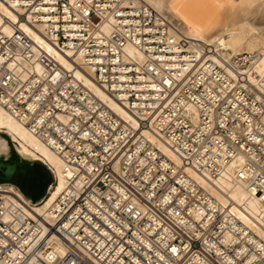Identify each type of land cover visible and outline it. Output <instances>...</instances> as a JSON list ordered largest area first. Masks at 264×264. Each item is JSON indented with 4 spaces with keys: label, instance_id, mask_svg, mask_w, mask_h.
Returning <instances> with one entry per match:
<instances>
[{
    "label": "built area",
    "instance_id": "obj_1",
    "mask_svg": "<svg viewBox=\"0 0 264 264\" xmlns=\"http://www.w3.org/2000/svg\"><path fill=\"white\" fill-rule=\"evenodd\" d=\"M0 2L17 16L0 24V108L58 156L65 177L41 215L40 204L0 188V264H264L262 52L193 48L140 0ZM186 170L241 185L256 218L237 215L230 197L221 204Z\"/></svg>",
    "mask_w": 264,
    "mask_h": 264
},
{
    "label": "bare ground",
    "instance_id": "obj_2",
    "mask_svg": "<svg viewBox=\"0 0 264 264\" xmlns=\"http://www.w3.org/2000/svg\"><path fill=\"white\" fill-rule=\"evenodd\" d=\"M181 1L183 0H140L163 15L170 23L173 35L177 38L185 37L193 48L197 44L209 46L212 54L218 53L224 58L244 53L262 52L263 56L258 62L256 72L264 75V7H261L262 4H256L258 3L256 0H226V6L221 12L222 19L216 23L208 20L209 18H205L202 14L199 15L201 18L183 14L179 7ZM3 18L12 22L17 21V16L0 2V24ZM6 25L3 24L4 31L9 32V27ZM178 27L183 31H179ZM22 28L33 40L40 42L41 38L36 32L28 30L24 26ZM45 48L52 52L48 46L45 45ZM127 51L132 56L136 55L131 48H128ZM136 56L141 58L138 54ZM57 59L63 68L70 69L71 66L66 60L58 55ZM76 76L83 80L84 84L119 118L131 126L137 127V122L131 118L127 111L111 100L103 90L95 86L87 75L76 72ZM142 132L162 153L179 164L178 158L161 140L147 129H143ZM35 162L40 163V166L42 165L51 175L54 186L48 189L49 192L43 190L45 188L43 185L44 175L40 171L39 165L33 164ZM45 166H49L52 173ZM7 167H12V172L4 180L2 169ZM186 171L221 204L225 205L228 201L227 197H230L233 200L231 205L237 215L242 214L240 210L242 208L251 217L256 218L260 208L255 199L251 198L241 185L231 184L224 180L216 182L215 186L210 185L192 170ZM0 184H4L0 185V188L5 192H14L31 200L34 198L35 200L32 201L40 204L34 207L40 215L47 210L65 187L63 165L58 156L38 138L30 134L21 123L6 114L2 108H0ZM4 186L6 188H3ZM15 186L21 189V193L15 191ZM47 193L48 197H46ZM248 219L251 221L250 218Z\"/></svg>",
    "mask_w": 264,
    "mask_h": 264
},
{
    "label": "rangeland",
    "instance_id": "obj_3",
    "mask_svg": "<svg viewBox=\"0 0 264 264\" xmlns=\"http://www.w3.org/2000/svg\"><path fill=\"white\" fill-rule=\"evenodd\" d=\"M262 1L259 2L258 0H256V2H258L256 4H260V5L262 4L261 7L263 8L264 3H262ZM225 3L226 0H183L181 1L179 7L180 10H182L183 14L187 16H192L194 18H201V16L199 15L202 14V16H205V18L206 17L207 19L209 18L208 20H211L212 22H216V21L218 22L219 20L222 19L221 12L223 8H225L226 6ZM186 7H188V9H186ZM178 29L181 32L183 31L181 30L180 27H178ZM257 48L258 47H256V49ZM33 164H35L36 166L40 165V163L38 162H35ZM0 185H4V184H0ZM3 188H6V186H4ZM14 189L15 191L17 192L19 191L21 193V189L17 188L16 186L14 187ZM45 191L47 192V188L45 189Z\"/></svg>",
    "mask_w": 264,
    "mask_h": 264
},
{
    "label": "water",
    "instance_id": "obj_4",
    "mask_svg": "<svg viewBox=\"0 0 264 264\" xmlns=\"http://www.w3.org/2000/svg\"><path fill=\"white\" fill-rule=\"evenodd\" d=\"M39 167H40V171L44 175L43 185L45 188L43 190H45L51 181V175L43 166L39 165ZM11 172H12V167H7L6 169H2L3 179L6 180L7 177L11 174ZM32 200L34 201L35 199L32 198Z\"/></svg>",
    "mask_w": 264,
    "mask_h": 264
}]
</instances>
